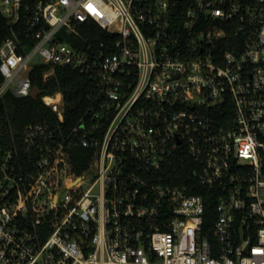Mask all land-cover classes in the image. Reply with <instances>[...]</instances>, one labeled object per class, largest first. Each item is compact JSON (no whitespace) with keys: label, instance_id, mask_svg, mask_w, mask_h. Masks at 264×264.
<instances>
[{"label":"built area","instance_id":"1","mask_svg":"<svg viewBox=\"0 0 264 264\" xmlns=\"http://www.w3.org/2000/svg\"><path fill=\"white\" fill-rule=\"evenodd\" d=\"M178 3L0 0V97L31 95L38 63L93 79L71 128L42 92L59 122L25 126L22 161L0 146V264H264V0ZM186 155L195 180H170Z\"/></svg>","mask_w":264,"mask_h":264},{"label":"trees","instance_id":"2","mask_svg":"<svg viewBox=\"0 0 264 264\" xmlns=\"http://www.w3.org/2000/svg\"><path fill=\"white\" fill-rule=\"evenodd\" d=\"M178 10H184L186 7L193 3V0H178ZM89 31L91 34H87L86 30H82L84 36L93 37L96 42H99L102 38H105L108 34L97 23L90 21ZM12 34V27L5 16L0 11V45L3 40ZM19 36L26 40V36L23 32H19ZM234 37L233 33H229L226 39ZM72 41V40H71ZM75 45L80 44L79 41L73 40ZM49 64L38 63L30 71V77L33 85L39 86L43 90V94H53L57 91H61L64 96L65 110L64 121L60 122L64 129L71 128L83 114L85 109L89 106L90 100L88 99V92L93 85V79L69 66H56L55 73L49 76L47 79L43 78V73L49 68ZM4 77L0 72V84ZM31 122L49 123L55 126L58 122V115L52 109V107L44 102L41 95L33 97L32 95L18 96L11 90L6 91L0 97V146L8 147L13 144H17L21 155V161L26 158L28 152L23 145V135L25 126ZM89 148L76 144L73 145L72 151L74 169L77 172H82L87 164V152ZM77 157H84L81 162L76 161ZM75 158V159H74ZM184 160L177 157L171 165L164 171V174L169 176L170 180H174L176 177L178 182L187 180H195L191 175V162L186 155ZM262 169L264 172V160ZM183 179H178V178ZM175 180V182H177ZM192 192H207L205 188H193ZM217 199L212 197L207 203V218L205 222V229L208 228V224L213 221L217 212L215 210V204Z\"/></svg>","mask_w":264,"mask_h":264},{"label":"water","instance_id":"3","mask_svg":"<svg viewBox=\"0 0 264 264\" xmlns=\"http://www.w3.org/2000/svg\"><path fill=\"white\" fill-rule=\"evenodd\" d=\"M42 92H43V90L39 86L34 85L33 88H32V91H31V95L33 97H37Z\"/></svg>","mask_w":264,"mask_h":264}]
</instances>
